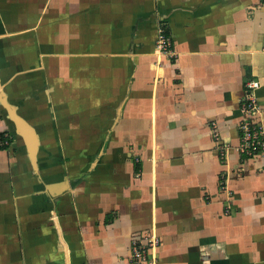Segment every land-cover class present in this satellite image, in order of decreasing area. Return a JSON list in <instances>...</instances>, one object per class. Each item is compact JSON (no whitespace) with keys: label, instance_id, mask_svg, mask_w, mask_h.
<instances>
[{"label":"crops","instance_id":"0c3cea01","mask_svg":"<svg viewBox=\"0 0 264 264\" xmlns=\"http://www.w3.org/2000/svg\"><path fill=\"white\" fill-rule=\"evenodd\" d=\"M250 78L264 114V0H0V264H264Z\"/></svg>","mask_w":264,"mask_h":264},{"label":"built area","instance_id":"2783aa9c","mask_svg":"<svg viewBox=\"0 0 264 264\" xmlns=\"http://www.w3.org/2000/svg\"><path fill=\"white\" fill-rule=\"evenodd\" d=\"M171 46L168 32L163 27H158L154 41L156 54L171 57L173 55ZM256 88H258L256 78L247 80L239 104L242 118L239 124L240 140L236 150L248 158L258 156L264 158V114L257 104L254 94ZM8 142L9 135L6 132L0 133V146L7 145ZM157 244L158 238L152 233L133 238L130 246V264H156L155 259L148 257V254Z\"/></svg>","mask_w":264,"mask_h":264},{"label":"water","instance_id":"95a60500","mask_svg":"<svg viewBox=\"0 0 264 264\" xmlns=\"http://www.w3.org/2000/svg\"><path fill=\"white\" fill-rule=\"evenodd\" d=\"M6 113L8 119L13 124V130L24 140L29 150L30 158L34 163L36 141L33 129L24 120H22L10 106L6 108Z\"/></svg>","mask_w":264,"mask_h":264}]
</instances>
